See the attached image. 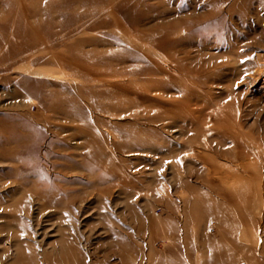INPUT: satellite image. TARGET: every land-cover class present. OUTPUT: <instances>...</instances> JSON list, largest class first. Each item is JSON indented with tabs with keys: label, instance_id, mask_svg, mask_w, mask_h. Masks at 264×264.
<instances>
[{
	"label": "rangeland",
	"instance_id": "374dc122",
	"mask_svg": "<svg viewBox=\"0 0 264 264\" xmlns=\"http://www.w3.org/2000/svg\"><path fill=\"white\" fill-rule=\"evenodd\" d=\"M87 1L0 0V264H264V0Z\"/></svg>",
	"mask_w": 264,
	"mask_h": 264
},
{
	"label": "bare ground",
	"instance_id": "6f19581e",
	"mask_svg": "<svg viewBox=\"0 0 264 264\" xmlns=\"http://www.w3.org/2000/svg\"><path fill=\"white\" fill-rule=\"evenodd\" d=\"M94 3V5H95V7L96 8H98V7H100L102 4H99V2L98 1H95V0H88L86 3H85V7L83 8V9H85V10H87L86 9V7H89V5H91V3ZM109 3H113V2H109ZM9 5H7L8 6V8L9 9H13L14 8V6H12V4H10V3H8ZM81 4V3H80ZM105 5H107L106 3H105ZM95 8V9H96ZM18 9V8H17ZM104 9H106L107 10V8H104ZM103 10V7H100V8H98V10L97 11H102ZM65 11V10H64ZM88 11V10H87ZM103 12V11H102ZM88 13V12H87ZM14 26V25H13ZM40 36V35H39ZM39 38V37H38ZM33 46V45H32ZM61 61V60H60Z\"/></svg>",
	"mask_w": 264,
	"mask_h": 264
}]
</instances>
